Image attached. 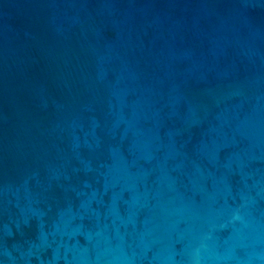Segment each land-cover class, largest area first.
<instances>
[{
    "label": "water",
    "instance_id": "1",
    "mask_svg": "<svg viewBox=\"0 0 264 264\" xmlns=\"http://www.w3.org/2000/svg\"><path fill=\"white\" fill-rule=\"evenodd\" d=\"M0 264H264V0H0Z\"/></svg>",
    "mask_w": 264,
    "mask_h": 264
}]
</instances>
